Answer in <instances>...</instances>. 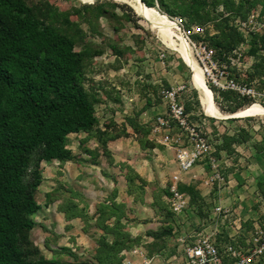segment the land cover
<instances>
[{
	"label": "rangeland",
	"instance_id": "obj_1",
	"mask_svg": "<svg viewBox=\"0 0 264 264\" xmlns=\"http://www.w3.org/2000/svg\"><path fill=\"white\" fill-rule=\"evenodd\" d=\"M216 1L221 4L214 7L213 4ZM51 3L60 11H73L84 3L92 7L104 6L105 16H101L98 21H92L89 25L82 21L80 23L83 33L81 45L89 44L102 52L100 56L86 61L84 86L96 93L99 104L95 109L99 128L105 129L106 125H109L107 131L112 135L120 136L114 142L108 143V148H110L108 153L112 155L113 152L118 154L117 157L121 156L128 160L130 165H133L144 178L150 179L149 183L139 185L140 189L138 183H135L137 187H132L134 198L141 200L142 196L148 195L155 200L162 198L164 203L168 200L163 204L164 206L160 204L159 200L157 206L165 207L167 209L165 211L174 214L170 193L171 177L177 171L174 151L161 144L159 135L153 133L156 118L158 116L166 117L167 110L162 101V91H167L171 87H184L179 92L180 102L184 105L189 118L200 126L215 148L221 145L220 140L226 136V132L233 129L239 130L240 125L247 123L249 119L264 121V115H253L254 117L251 118H244L250 116L228 118L246 109L247 104L251 102L243 101L237 95L236 97L230 96V98L229 96L224 97L222 93L213 90L210 87V81L204 77L209 97L224 117L219 119L206 115L201 104V93L193 85L192 71L186 60L165 43V40L157 33L158 31L149 27L150 25L137 15L128 4L115 0H94L93 2L89 0H51ZM225 3L228 8L225 7ZM112 5L122 6L123 9L113 8ZM153 8L160 15L170 18L168 12L159 11L156 6ZM240 12L241 14H239ZM89 14L93 17L91 13ZM238 14L240 16L244 14L245 18ZM173 15L184 19V30L186 33H190L189 39L192 42H203L214 51L216 50L211 46L210 39L215 36L220 38L222 30L234 27L244 41L237 48L227 53L223 52L222 60L219 63L226 66L233 75L236 74L239 81L252 83L259 90L264 89V76H257V72L254 74L255 64L259 62L264 64V0H206V4L192 21L184 15L174 13ZM74 21L76 20L74 19ZM250 21H252L253 27L255 25V29L249 30L244 26ZM173 30L175 31V29ZM178 32L176 30V33ZM186 41L188 43V40ZM172 44L177 45L178 41L174 40ZM250 45L255 48V54L249 60H244V55L249 51L247 46ZM189 48L193 60L200 67L197 52L190 45ZM79 49L81 46H77L76 50ZM232 110H235V113H232ZM247 124L251 125V123ZM145 141H148L146 147L143 146ZM67 148L75 156H78V159L86 161L83 164H90L87 162L90 161V157L84 149L90 151L99 149V153H102L96 139L84 133L68 136ZM222 156L220 167L223 171L226 159L224 155ZM74 163L80 165L79 162ZM99 163L106 165L109 163V158L101 156L98 159ZM124 163L127 162L121 164L124 166ZM107 165L109 166V164ZM109 169L112 170L111 165ZM94 172L90 176L93 179ZM207 172L204 174L205 180ZM76 177L77 171L75 172L74 164L58 161L42 164V184L36 194V200L41 210L33 217L36 227L31 232V239L47 259L54 258L50 250L59 251L65 247H75L76 251L73 253L79 260L88 258L82 248L84 244L81 242L79 224L76 226L78 230L67 233L65 219H62V215L59 214V208L66 203L67 198L71 197L72 191L73 193L77 191L76 185H80V180L78 181ZM205 180L203 181L204 186H206ZM91 185L98 186L95 181L90 179V188H92ZM120 187L125 188L124 185ZM166 193L170 198L165 197ZM50 194L52 200L48 198ZM90 195H92L94 204L95 195L94 193ZM105 197L101 200H104ZM57 198L59 200L55 201L54 199ZM206 207L207 203L201 207H195L197 210L199 209L198 213L201 214L205 225L209 224ZM123 234L125 238L122 242L123 245H131V248L121 252L122 261L124 257V260L136 257L138 254H135V251L141 252L138 248L142 239ZM105 237L108 243L113 242L112 236ZM127 253L131 255H127ZM57 256L55 258L59 261H72L68 254Z\"/></svg>",
	"mask_w": 264,
	"mask_h": 264
},
{
	"label": "trees",
	"instance_id": "obj_2",
	"mask_svg": "<svg viewBox=\"0 0 264 264\" xmlns=\"http://www.w3.org/2000/svg\"><path fill=\"white\" fill-rule=\"evenodd\" d=\"M142 2L147 7L156 6L159 11L168 12L171 19L175 17L174 13L191 21L206 4V0ZM219 4L216 1L213 6ZM112 7L123 9L117 5ZM225 7L228 8L226 3ZM101 16H105L103 5L92 7L84 3L73 11H60L51 0H0V264H122L121 252L131 248L122 243L125 239L121 223L125 216L124 205L113 203L103 205L100 210L102 222L114 219L111 227L100 225L106 235L113 237V242L108 243L105 236L98 240L95 263L78 260L66 248L50 250L54 258L47 259L31 239V232L36 227L33 217L41 209L36 194L42 184V164L54 161L85 163L67 148V138L72 134L84 133L96 139L102 153L99 149H84L90 157L87 162L92 165H97L101 156L110 160L108 143L120 138L107 131L109 125L105 129L99 128L96 93L84 86L86 61L102 52L89 44L81 45L80 23L89 25ZM240 17L245 18L244 14ZM227 28L221 31L220 38L210 39L216 50H213L214 59L218 62H221L223 52L237 48L244 41L234 27ZM77 46L81 49L76 50ZM254 54L255 48L250 45L243 59L249 60ZM255 72L259 77L264 76L262 62L255 64ZM221 93L229 98L237 95ZM231 112L235 113V110ZM246 140L248 136L243 130L232 137L226 135L216 148L217 157L229 151L233 144ZM147 142L143 146L146 147ZM126 178L130 192L132 187H137L135 180L139 181V189V185L145 184L134 172ZM178 189L190 196L191 203L202 206L194 187L180 186ZM261 189L264 196V189ZM164 195L170 198L168 193ZM51 196L48 195L49 200L53 199ZM161 209L166 212V217H173L165 207ZM59 210L66 220L79 215L77 205L71 200ZM60 254L70 255L72 261L57 260L55 257Z\"/></svg>",
	"mask_w": 264,
	"mask_h": 264
},
{
	"label": "crops",
	"instance_id": "obj_3",
	"mask_svg": "<svg viewBox=\"0 0 264 264\" xmlns=\"http://www.w3.org/2000/svg\"><path fill=\"white\" fill-rule=\"evenodd\" d=\"M247 123H251V125ZM247 123L240 125L239 130L247 133L248 140L241 144H233L227 151L228 153H222L226 159L222 171L227 181L225 187L217 188L215 186L210 189L204 186V174L207 169L202 164L196 165L188 173L181 174L178 187H194L195 191L198 192L200 205L207 203L206 211L209 217V224L207 225L203 224L201 214L198 213L199 209L195 208L196 204L191 203L187 193L181 192L187 201L186 209L179 215L173 214L171 218L165 216L152 196H142L141 200L135 199L132 189L131 192L128 190L127 175L134 172L146 184L150 182V179L144 178L133 165H130L128 160L121 158V156L117 157L118 154L112 152L110 155L107 164L112 166V170L107 164L80 163V165H76L74 162H67L75 165L76 179L80 180V185L76 181L78 184L76 185L77 191L75 193L72 191L67 202L71 200L77 205L79 215L76 218L66 220L60 210L59 214L62 215V219H65V231L67 233L78 230L76 226L79 224L81 242L84 244L82 248L88 256L87 260L80 261H93L95 263L94 255L98 248V240L102 236L111 237L101 230L100 225L111 227L114 219L102 222L99 210L102 204L108 206L112 203L119 206L124 205L126 219H121L124 226L123 233L142 238L138 248L142 252L141 256H128L134 261L141 262L147 259L150 264H186L183 254L184 244H181L179 239L185 238L186 243H190L199 236L205 235L212 237L220 251H223L227 244H233L243 251L248 250L254 231L256 229L264 230V196L261 189H264L261 186L264 185V121L249 119ZM239 130L233 129L226 132L225 135L232 137ZM122 162H127L129 165L124 163L123 166ZM92 172L95 175L94 179L90 177ZM97 172L99 173L96 174ZM90 179L95 181L98 186L91 185L92 188H90ZM135 183H139V181L135 180ZM123 185L124 189L120 187ZM93 193L97 201L94 204L92 203V195H90ZM104 197L105 199L101 200ZM58 200L57 198L55 201ZM165 203L161 198L160 204L163 206ZM216 206L227 209L229 213L217 215L214 211ZM127 208L129 209L127 210ZM152 233H157V235L153 236ZM71 242L74 244L73 241ZM65 248L72 253L76 251L75 247ZM127 255L131 254L127 253Z\"/></svg>",
	"mask_w": 264,
	"mask_h": 264
},
{
	"label": "built area",
	"instance_id": "obj_4",
	"mask_svg": "<svg viewBox=\"0 0 264 264\" xmlns=\"http://www.w3.org/2000/svg\"><path fill=\"white\" fill-rule=\"evenodd\" d=\"M169 22L183 36H186L190 45L199 57L200 68L203 76L210 81L211 87L217 92H233L240 98L247 99L249 106L258 105L264 108V89L259 90L252 83H245L236 79L226 66L220 65L214 59V51L203 42H192L189 34L184 30V19L181 17L169 18ZM247 29H255L252 21L244 24ZM249 49L250 46H247ZM209 85V86H210ZM183 86L171 87L162 91V101L166 106V117L158 116L153 133L159 135L160 143L174 151L177 171L171 177L170 193L171 206L174 214L179 215L186 209L187 201L179 191L178 185L181 174L188 173L196 165L202 164L207 169L205 185L210 188H223L227 185L224 173L220 167V158L216 155V148L200 126L194 123L186 112L184 105L179 100V92ZM248 107V106H247ZM254 117V116H250ZM217 215L227 214L229 211L221 206L214 209ZM184 244L183 254L186 264H264V230L256 229L252 235L251 246L243 251L233 244H227L220 251L211 236H199L193 242L186 243L185 238L179 239ZM135 254L141 256V252ZM123 264H150L145 259L141 262L127 258Z\"/></svg>",
	"mask_w": 264,
	"mask_h": 264
},
{
	"label": "bare ground",
	"instance_id": "obj_5",
	"mask_svg": "<svg viewBox=\"0 0 264 264\" xmlns=\"http://www.w3.org/2000/svg\"><path fill=\"white\" fill-rule=\"evenodd\" d=\"M93 2L94 0H89ZM118 2H124L128 4L134 12L139 15L143 20H145L152 29L158 31L161 37L165 40L169 46H171L175 51H177L188 63L192 71V82L195 88L201 93V104L206 115L213 116L215 118H223L224 116L220 113L219 109L212 102L209 97L205 78L203 76V71L200 67L197 66L193 60L190 52L189 45L181 33H176V28L172 23L169 22V19L165 16L160 15L156 12L154 8L147 7L143 5L139 0H115ZM175 29V31L173 30ZM178 31V30H177ZM163 40V41H164ZM178 41L177 45H173V41ZM188 66V67H189ZM264 115V108L258 105H252L246 109L237 112L236 114L229 116L228 118L239 116H253V115ZM227 118V119H228Z\"/></svg>",
	"mask_w": 264,
	"mask_h": 264
},
{
	"label": "water",
	"instance_id": "obj_6",
	"mask_svg": "<svg viewBox=\"0 0 264 264\" xmlns=\"http://www.w3.org/2000/svg\"><path fill=\"white\" fill-rule=\"evenodd\" d=\"M140 2H141V0H139ZM143 5H144V3L143 2H141ZM232 118H237V117H232Z\"/></svg>",
	"mask_w": 264,
	"mask_h": 264
}]
</instances>
